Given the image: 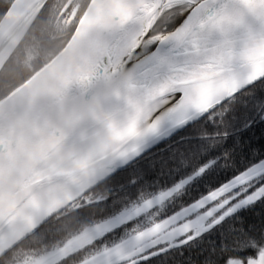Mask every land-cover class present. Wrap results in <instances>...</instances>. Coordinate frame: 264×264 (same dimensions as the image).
<instances>
[{"label": "snow or ice", "instance_id": "1", "mask_svg": "<svg viewBox=\"0 0 264 264\" xmlns=\"http://www.w3.org/2000/svg\"><path fill=\"white\" fill-rule=\"evenodd\" d=\"M97 22L86 71L122 77L106 195L79 210L97 242L114 264H264V0H101Z\"/></svg>", "mask_w": 264, "mask_h": 264}, {"label": "water", "instance_id": "2", "mask_svg": "<svg viewBox=\"0 0 264 264\" xmlns=\"http://www.w3.org/2000/svg\"><path fill=\"white\" fill-rule=\"evenodd\" d=\"M46 2L10 1L0 17V66ZM100 4L88 0L62 47L0 98V258L65 208L88 205L72 204L101 184L112 164L106 126L122 77L101 79L85 68L110 32L89 23ZM109 261L115 257L107 252L83 264Z\"/></svg>", "mask_w": 264, "mask_h": 264}, {"label": "rangeland", "instance_id": "3", "mask_svg": "<svg viewBox=\"0 0 264 264\" xmlns=\"http://www.w3.org/2000/svg\"><path fill=\"white\" fill-rule=\"evenodd\" d=\"M64 1L65 0H52L47 22L43 25L36 24L32 26L36 17L7 60L0 66V94L5 91V89H9L3 93L0 98L24 81L33 71L43 64L42 62L46 58L49 59L52 56L50 54L54 48L50 47V45L57 38L56 36L60 35L57 31L62 27V22H55L54 17L58 8ZM67 21H69V18ZM2 47L3 46H1L0 49H2ZM3 54V51H1L0 63ZM92 196L93 195L84 197V203L91 204L90 199H92ZM77 204L81 205L80 202ZM77 204H74L73 207ZM66 212H64V214ZM60 216H62V214ZM101 234V222L99 221L84 227L80 232L62 242V244L53 246L48 250L39 253L17 250L12 254L11 259L6 264H54L60 259L88 246L94 240L98 239ZM108 244H111V241ZM107 252L109 251L104 248V245L100 248L97 247V249H89L86 251L83 261L79 264L103 256Z\"/></svg>", "mask_w": 264, "mask_h": 264}, {"label": "trees", "instance_id": "4", "mask_svg": "<svg viewBox=\"0 0 264 264\" xmlns=\"http://www.w3.org/2000/svg\"><path fill=\"white\" fill-rule=\"evenodd\" d=\"M10 1V0H9ZM9 1H6L2 4V0L0 1L1 7H0V17L5 11L6 7L9 4ZM52 0H48L45 6L42 8L41 12L38 14L36 20L32 24V26L36 24H45L47 22L48 12L51 5ZM64 41L60 44H56V42H52L50 47L55 48L54 51H52L51 54H54L57 50L61 48ZM47 60V58L42 62L44 63ZM41 63V64H42ZM9 89H5L0 96L8 91ZM249 137H253V133L248 134ZM262 144H264V135H262V131L260 129L255 130V136L252 139V146L254 148L260 147ZM92 196L91 204H89V213H98V209L94 207L95 203L101 199L103 195H106L104 191L103 184H99L86 194H84L80 199H78L76 202H74L72 205L77 204L80 202L84 203L83 198L86 196ZM79 205V204H77ZM71 206L68 208H65L63 211L59 213V215L62 214V216L58 217L57 215L53 216L49 220H47L44 224H42L37 230H35L31 235L26 237L23 241H21L19 244H17L14 248H12L10 251H8L6 254H4L0 258V264H6L10 259L12 254L17 250H22L25 252H41L48 250L49 248L53 246H57L59 244H62L66 239L69 237L77 234L80 232L84 227L99 222V216L97 215L95 218L90 215L86 214L83 211H79L81 208H78L76 211L69 212L68 214H64ZM98 239L94 240L92 243H90L88 246L83 247L82 249L70 254L69 256L60 259L58 262L54 264H79L81 261H83L84 256L86 255V251L89 249H97L100 248L103 243H98ZM110 241H106L104 243H109Z\"/></svg>", "mask_w": 264, "mask_h": 264}, {"label": "flooded vegetation", "instance_id": "5", "mask_svg": "<svg viewBox=\"0 0 264 264\" xmlns=\"http://www.w3.org/2000/svg\"><path fill=\"white\" fill-rule=\"evenodd\" d=\"M1 1V0H0ZM9 1V0H7ZM11 1V0H10ZM9 1V2H10ZM68 0H65L60 7L58 8L56 15L54 17V21L62 22V27L59 32L60 35L56 36L57 38L54 40L56 44H60L68 38L70 32L72 31L74 25L76 24L77 19L85 8L88 0H72L69 5L65 7V4ZM6 0H2V4L5 3ZM0 4V7L1 5ZM69 18V21H67ZM55 50V48H54ZM53 50V51H54ZM52 53V52H51ZM52 55V54H50ZM41 63V62H40ZM40 65V64H39Z\"/></svg>", "mask_w": 264, "mask_h": 264}, {"label": "bare ground", "instance_id": "6", "mask_svg": "<svg viewBox=\"0 0 264 264\" xmlns=\"http://www.w3.org/2000/svg\"><path fill=\"white\" fill-rule=\"evenodd\" d=\"M77 161H78V158H77V157H74V158L72 159L73 164H74V163H75V164L78 163Z\"/></svg>", "mask_w": 264, "mask_h": 264}]
</instances>
